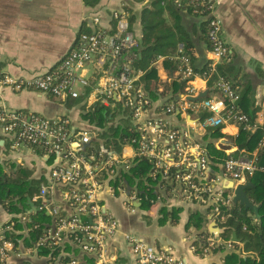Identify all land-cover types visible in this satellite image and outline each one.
<instances>
[{
    "label": "built area",
    "instance_id": "1",
    "mask_svg": "<svg viewBox=\"0 0 264 264\" xmlns=\"http://www.w3.org/2000/svg\"><path fill=\"white\" fill-rule=\"evenodd\" d=\"M175 1L205 5L204 16L209 17L206 29L208 73L201 76L207 78L229 54L220 23L212 15V2ZM108 17L111 26H102L98 15L89 16L86 31L47 71L13 77L0 69V88L7 87L14 92L36 90L61 103L77 100L72 106L78 111L79 107L85 110L97 106L109 108L116 113L114 123L126 117L129 125L128 137L124 138V143L119 142L116 149L110 143L100 142L94 127H81L65 115L48 117L11 108L0 99V136L6 141L7 150L10 153L23 149L37 152L47 169L41 175L37 192L29 198L33 211L48 216L39 226L40 234L32 243L33 247L66 254L64 264H113V253L107 243L116 232L118 222L100 197L106 192L119 197L128 209L145 199L168 209L172 201H178L199 210L204 220L203 231H197L191 238L200 245L202 255L220 244L230 252L243 253L239 241L230 240L229 236H214L208 232L207 224L214 221L217 225L231 215L233 187L243 183L255 170L258 150L264 153V138L257 143L255 152L226 156L214 167L205 147L194 135L198 128L221 129L229 123L249 127L247 116L237 103L238 91L217 76L213 81V96L188 99L197 95L191 81L198 75L179 51L173 59L178 61L176 76L185 80L183 92L162 106L161 100H153L139 83L141 71L131 66L128 57L121 55L122 51L137 46L128 14L115 9ZM158 89L160 91L161 87ZM154 107H158L164 118L147 116ZM200 111L207 115L198 121ZM175 113L196 114L195 121L175 125L171 119ZM139 161L144 165L141 187L136 184L135 176L131 179L124 176ZM260 169L264 171V166ZM224 180L232 183L229 189H225ZM148 193L152 198L147 197ZM16 220L24 222L28 217L19 214ZM16 220L0 225V264L14 252L16 240L8 238L6 233L12 230ZM123 239L135 264H185L167 244H147L134 233H124Z\"/></svg>",
    "mask_w": 264,
    "mask_h": 264
},
{
    "label": "crops",
    "instance_id": "2",
    "mask_svg": "<svg viewBox=\"0 0 264 264\" xmlns=\"http://www.w3.org/2000/svg\"><path fill=\"white\" fill-rule=\"evenodd\" d=\"M93 1L91 4H86L85 0H0V69L13 77H28L51 69L73 47L77 33L85 30L89 16L98 15L100 24L107 26L110 25L109 13L115 9H121L128 14L129 27L137 43L143 31V18L145 23L155 25L152 28L154 36L172 31L177 38L185 32L188 38L193 40L194 48L191 49V53L196 57V61L201 63L208 60V46L205 40L200 39L199 24H197L200 17L189 12L181 2L180 5L175 0ZM211 2L212 15L218 19L222 38L229 49L228 57L215 68L221 67L224 75L235 82L237 91H240L243 85L250 87L253 104L258 108L254 121L256 124H261L264 118V0H211ZM175 14L177 18H174ZM176 24L179 25L178 29L175 27ZM174 40L173 37L169 41L164 38L158 40L161 43H169L166 52L170 58L165 59L162 55L163 58L153 62L158 79L157 90L158 87L162 89L163 85L176 76L175 70L164 66V62L174 61L173 57L181 50L180 42L176 43L175 47L172 46ZM214 80L208 85L206 77L197 76L191 82L197 94L205 91L203 97H206L215 94ZM0 99L11 108L30 110L48 117L65 115L81 127L85 124L79 117L77 107L72 105L65 107L64 103L36 90L14 92L2 87ZM69 112L72 116H69ZM199 115L198 112V121ZM147 116L164 118L157 107L150 110ZM195 117L196 114L192 113L184 116L175 113L171 119L175 125L181 126L185 122L192 124ZM209 128L211 129V127L198 128V132L194 134L202 146H205L206 141L212 140L203 137ZM219 131L225 136L233 137L238 133V125L229 123ZM225 139L220 137L212 142L227 156L236 150V155L256 151L255 148L252 151L237 149V146ZM0 159L23 162L24 166L32 169L31 176L34 178L42 177L44 171H47L43 158L37 152L23 149L18 153H10L6 141L1 136ZM245 182L246 179L243 183ZM222 183L225 189L232 186L229 180H224ZM100 197L118 222L116 232L107 243L113 253V264H135L123 239L124 233H134L147 244L169 245L172 253L182 258L185 264H194L196 260L202 264H224L223 258L230 253V250L220 244L216 248L212 247L207 254H201L200 245L191 238L198 229L185 227L190 212L199 213L203 218L199 210L190 209L178 201H172L171 208L168 209L157 203L150 204L145 199L135 203L132 209H128L121 203L119 197L106 192H102ZM147 197L152 198V195L148 194ZM32 207L31 202L26 213L33 211ZM162 209L167 211L176 209V220L174 222L169 218L160 220L163 216ZM13 215L14 213H9L0 206V225H5L9 220H13L12 218L16 219L19 214ZM247 215L252 218V223L256 222L253 212L247 211ZM17 223L23 224V222ZM12 232L18 236L10 238L16 240L14 252L9 254L4 264H64L67 259L66 254L51 253L46 248L33 247L34 240L30 239L23 226ZM163 240L166 241L161 244ZM233 252L237 253L234 250ZM239 255L246 256L248 252L243 251Z\"/></svg>",
    "mask_w": 264,
    "mask_h": 264
},
{
    "label": "trees",
    "instance_id": "3",
    "mask_svg": "<svg viewBox=\"0 0 264 264\" xmlns=\"http://www.w3.org/2000/svg\"><path fill=\"white\" fill-rule=\"evenodd\" d=\"M85 1L86 4L94 2L93 0ZM181 3L188 9L189 12H192L193 15L200 17L199 22H197L200 29V39L202 38L205 40L209 48L206 38V29L209 17L204 16L206 13V11H204L205 5L192 6L185 1H181ZM174 18H177L176 14L174 15ZM142 21L143 31L137 46L129 50L122 51L121 55L122 57H128L130 59L131 66L134 69L141 71V75L138 80L145 92L153 100L160 99L161 105L164 106L174 101L176 97L183 92L185 80L179 76H175L169 83L163 85L160 91H157L158 79L155 74L153 62L156 60L157 56L163 55L165 59L169 58V55L166 52L168 50L166 47L169 43H161L160 41L158 42V40L164 38L169 41L173 37L175 39L172 43L173 47H175L176 43L180 42L182 44L180 50L181 54L187 57L192 71L198 76L208 73V60L201 63L196 61V57H194L191 53V49L194 48L193 40L188 38L185 32L184 34L182 32L181 36L179 35L177 38H175L177 35H175L172 31L166 32L163 35L154 36L152 28H154L155 25L145 23L146 21H144L143 18ZM175 27L178 29L179 25L176 24ZM84 31H86V28L85 30L83 29L77 33L74 45L76 44L78 36ZM196 38L198 39V37ZM177 65V60L164 62V66L166 68H170L171 70H175ZM215 70V72L210 73L207 77L208 85L211 83V80L216 79L217 76H219L235 87V82L231 81L224 75L221 67L218 66ZM238 94L239 99L237 103L240 111L247 116V123L249 127L239 124L238 133L233 137L223 135L219 131V127L208 130L207 134L203 137H209L212 140L206 141L204 147H206L210 162L214 167H217V164H219L227 155L213 145V140L225 137V140L230 144L237 146V149L252 151L254 148H257V143L264 136V118L261 124H256L254 121L258 108L253 104L252 91L250 90V87L248 85H243L242 89L238 91ZM76 102L77 100H67L64 103V106L69 107ZM78 114L82 120L86 121L83 127L90 126L96 128L98 131L97 134L99 141L103 142L105 145L110 143L113 147L118 149L120 146L119 142L124 143L125 139L129 135L127 118L120 117L118 122L114 123L113 121H115L116 113L112 109L97 106L85 110L84 108L79 107ZM199 114V119H202L207 115L205 111H200ZM236 151L230 153L228 156H235L237 153ZM143 166V161H139V164L136 167L131 168L129 171L128 175L130 174V176L127 174L124 176L130 179L131 176H135L138 178L136 184L141 187L143 183L141 179ZM262 166H264V153L262 149H260L257 152L256 168L249 176L246 177V181L249 182V186L245 189V194L251 203L258 206L256 215L254 214L256 222H251L252 218L247 215V211L249 210H244L241 206L234 204L231 209V215L226 218L224 222L217 223V225L225 227V230L220 234L221 237L228 238L230 231H234L236 240L242 245V250L245 253L248 252V255L246 256L239 255V252H230L223 258L224 264H264V171L260 169ZM31 170V168L24 166L22 163L10 159H0V206L5 211L14 213V215H26L28 220L24 221L22 225L14 222L12 230L15 232V230L21 229L23 226V228H26L30 239L36 240L40 234L39 226L41 222L48 220V216L45 213L38 211L26 213L28 208L27 201L34 193L37 192L39 183L42 180V177H32ZM143 186L145 187L144 184ZM148 194L150 195V193ZM162 214L163 216L160 220L169 218L171 222H174L177 217L176 209H171L170 211L162 209ZM12 219L14 221L16 220L15 218ZM203 221L204 220L199 213L190 212L188 214L185 227H195L199 232H202ZM242 226H244L245 229H242ZM12 230L7 231L6 236L8 238L18 236L13 233Z\"/></svg>",
    "mask_w": 264,
    "mask_h": 264
},
{
    "label": "water",
    "instance_id": "4",
    "mask_svg": "<svg viewBox=\"0 0 264 264\" xmlns=\"http://www.w3.org/2000/svg\"><path fill=\"white\" fill-rule=\"evenodd\" d=\"M205 93H206L205 91L198 93L196 96L189 97L188 99L194 100V99L203 97L205 95ZM248 186H249L248 181H246L245 183H242V184L235 185L233 187V191H232L233 192L232 201L234 204L241 206L244 210H249L256 215V210H257L258 206L253 205L245 194V189ZM27 203L29 204V206L31 205V202L29 200L27 201ZM207 230L209 233H212L214 236H218L225 230V227H223V226L218 227L214 221H210L207 224ZM230 240H233V241L236 240L234 231H230Z\"/></svg>",
    "mask_w": 264,
    "mask_h": 264
},
{
    "label": "rangeland",
    "instance_id": "5",
    "mask_svg": "<svg viewBox=\"0 0 264 264\" xmlns=\"http://www.w3.org/2000/svg\"><path fill=\"white\" fill-rule=\"evenodd\" d=\"M66 112H67V111H66ZM69 116H72V113L69 112ZM209 129H210V128H209ZM209 129H207V130H209ZM6 154H7V153H5V155H6ZM22 163H23V162H22ZM40 182H41V181H40ZM248 215H249V214H248ZM176 229H177V228H176ZM177 231H179V230L177 229ZM165 241H166V240H163V241H162L163 243H161V244H164ZM193 263H194V264H202V263H199L197 260L194 261Z\"/></svg>",
    "mask_w": 264,
    "mask_h": 264
}]
</instances>
